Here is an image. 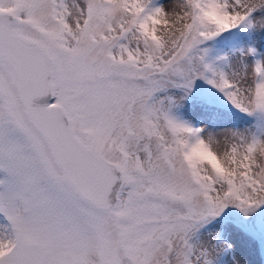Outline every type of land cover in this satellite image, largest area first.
Masks as SVG:
<instances>
[{
	"label": "snow or ice",
	"instance_id": "1",
	"mask_svg": "<svg viewBox=\"0 0 264 264\" xmlns=\"http://www.w3.org/2000/svg\"><path fill=\"white\" fill-rule=\"evenodd\" d=\"M233 210L264 211V0H0V264H245Z\"/></svg>",
	"mask_w": 264,
	"mask_h": 264
},
{
	"label": "rangeland",
	"instance_id": "2",
	"mask_svg": "<svg viewBox=\"0 0 264 264\" xmlns=\"http://www.w3.org/2000/svg\"><path fill=\"white\" fill-rule=\"evenodd\" d=\"M230 217L235 223L243 224L247 229L253 231L255 236L253 239L239 230L230 233L245 264H264V242L261 239L264 236V230H262L264 228V211H261L259 216L254 215L252 219H243L238 210H233Z\"/></svg>",
	"mask_w": 264,
	"mask_h": 264
}]
</instances>
